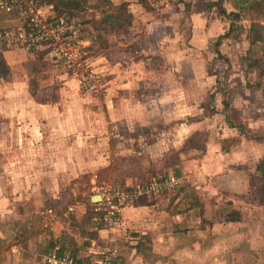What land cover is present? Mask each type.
Instances as JSON below:
<instances>
[{"label": "crops", "instance_id": "0c3cea01", "mask_svg": "<svg viewBox=\"0 0 264 264\" xmlns=\"http://www.w3.org/2000/svg\"><path fill=\"white\" fill-rule=\"evenodd\" d=\"M1 1L0 4L2 3ZM109 1L115 6L128 3L129 11L134 18L133 27L130 31L131 35L127 40L121 42V44H124L121 49L126 46L125 43L128 40L130 42L133 39L135 42L133 41L134 43L131 46L133 49L136 48L138 50L136 53H145L146 50L144 49L150 51V54L148 51L146 52L148 55H146V60L155 61L154 63H158V68H161V70L164 67L168 68L167 64L163 67L162 59L164 62L166 60L172 62L174 58L170 52L173 51V48H167L166 44L176 42L174 37L175 34L178 35L180 33V26L181 30H183L184 26L182 23L185 24L187 20H191L193 22L191 33L194 34V37H197L200 35L207 36V33L211 32L215 27H212V23L225 21L224 30L216 34V40L209 44L207 50L212 55L213 67L216 62H228V60L231 61L229 58H232L230 74L237 76V82L241 90H237L235 97L230 99L228 94H226L227 92L224 91L225 95L222 94L220 87L224 85L216 79L215 86H213L215 91H209L208 89V92L205 91V95L199 101L200 103L193 105L196 106V109L193 108L192 111L194 114L193 119L189 120L190 122L186 121L180 124L177 129L179 137L174 135L171 130L166 129L162 131L160 138L150 142V150L153 154V160H155V166L160 164V167L155 168L153 172L157 175L162 172H166L167 176L176 175L178 167L180 175L177 177L181 180L183 179L185 184H190L191 188L185 185V187L178 189L173 196L164 192L150 194L147 197L148 205L134 206L133 203L125 207L122 210L120 222L116 227L110 230L103 229L98 225L88 227L85 230L88 234L84 236L79 234L77 236L76 250L70 253L79 257L83 255L91 256L90 254H97L99 249L105 245H110L115 247V264H168V261H171L173 257L178 259H205V256L211 252L218 255L221 252V246L218 245L225 240L217 242L218 239L213 238L216 235L214 230L218 231L220 228L225 227L230 228V232H232L245 224L244 213L237 208V204L240 203V206L246 204V199L252 196V198L255 197L257 200V204L264 208V187L258 191L257 188L250 186L255 166L264 161V140L260 139L264 135V76L260 77L258 75L257 71L259 69L257 67L249 66L252 58L264 55V44L256 43L251 45L247 37L249 32V29H247L245 41L243 42L247 46L246 62H235L233 58L236 59L237 56L234 52L238 51L237 48L239 46L236 44V37L232 33L229 38L222 40L219 51L223 58L219 59L213 44L220 36L227 33L229 22L219 17L215 10L209 14L202 11L199 4L201 0H184V3L190 5L189 11H185L183 4L178 5V10L169 7L159 9L157 4H153L154 2L152 1L154 0H149L154 7V13L147 11L138 0H117V3L114 0ZM209 1L213 2L216 0ZM155 2L158 3L157 0ZM160 2H163V0ZM237 5V0H225L224 7L228 13L238 12ZM0 9H2L1 5ZM158 12L160 13L159 16ZM10 24L11 22L7 19L5 24H3L0 17V31L10 27ZM92 41H94V38H92ZM143 41L146 45H143ZM225 42L230 43L229 46L232 50L228 55H226L224 50ZM0 48L11 71L8 79L0 78V145L8 148L20 144L21 148L36 147L39 151L40 149L76 147V133H78L76 125L60 123V113L62 112L54 106L59 101L57 96L54 95L51 99H46L42 94L44 93L42 84L46 82L39 76L41 69L44 66H48L47 64H49L50 60L42 52L36 54L18 46L1 44ZM110 48L114 47H109L108 49ZM199 48L203 49L204 47L199 46ZM179 51L182 52L183 49H179ZM39 54H41V57H39ZM130 54L131 51L126 53L121 50V62L125 63L129 60L127 56L131 57L132 55ZM185 61L190 66V59H185ZM193 66L194 64H192ZM45 68L47 69L48 67ZM225 68L228 67L226 66ZM238 69L243 72V77L242 74H239ZM217 70L214 69L215 72ZM26 71L28 75L31 73L30 79L26 81V84L33 88H40L41 91L33 90L32 93L30 91V94L28 92L24 94V85L22 84L21 92L17 91V88L20 87V82L23 81H20L19 77L23 76ZM152 71L155 72L153 73L154 77L149 76V79L151 82L158 83L161 80V76L160 78L157 77L159 74L157 73L158 70H153V66L150 67L149 72ZM246 71L250 75L254 74L256 76L253 79L256 83H251L250 85L253 86V90L245 87L247 83ZM199 77H195L193 82L200 83ZM164 94H159L164 100L162 107L159 109L162 117H173L175 115L191 116L189 95L175 98L171 97L167 92ZM220 96L223 97L222 101ZM224 99L229 102L226 113L223 112L224 107L221 109L218 105L219 100L224 105ZM210 101L213 102L210 104ZM207 102H209V106L205 105ZM37 105L38 108L35 107ZM155 105V110L157 111L158 103L155 102ZM213 109L215 112L211 115ZM155 110L152 109L150 115L155 113ZM122 111L125 116H129L142 115L148 109H139V112L137 109H123ZM71 114V111H69L68 115ZM226 115H228L234 127L228 125ZM159 123L161 124L159 126L164 124L161 121L153 124L149 122V124H144L146 126L143 127L135 123L131 125L128 122V124L124 125V128L136 132L139 137H142L143 130L148 132L147 130L152 128L151 131L154 132ZM205 126H209V130ZM239 127L244 129V134L239 131ZM14 130L15 132L18 131L15 139L11 134ZM210 131L212 132L208 137L206 133ZM23 132H26L27 136L23 135ZM63 136L64 138L72 136L73 139L63 140ZM152 136L154 137L153 134ZM51 153H53L52 157H50ZM71 153L69 151L67 154L70 159L66 161L69 163V167L65 171L66 174L62 172V165H60L61 154L59 152L56 154L54 151L49 152L48 150L44 152L45 155L40 153L38 155V161L43 156L42 161L50 162L52 160L51 162L53 163H56L57 157L59 166L54 168V171H39L33 174V177L37 180L50 179L54 181V185L52 184L53 188L48 190L47 187V194L51 196L49 199L51 198L55 203L57 202L56 204H60L59 200L62 198L63 191L65 192V189L62 190V187H60V183L63 179L71 181L75 178L72 175L75 173L77 165L75 164L76 159H71ZM73 154L76 158L75 151H73ZM39 157L41 158L39 159ZM173 160L178 163V165L176 164L177 167H165L168 163H174ZM72 163L75 169L72 167ZM61 173L63 176L65 175L64 178H61ZM28 175L30 176V174ZM147 176V173H145L137 178L128 176L121 179V188L141 185L148 181ZM24 178L27 179L28 177ZM74 191L73 189L71 190L72 197L75 198L76 194H74ZM47 194L44 193L45 198L48 197ZM92 197L90 196V200H92ZM221 200L225 201V203L232 202L233 208L242 213V221L240 223L225 222L220 217L221 213H219L217 221H213V217H209L210 213H213L211 207L218 208ZM249 203H251V207H255L252 202ZM40 204L42 205V202ZM81 204L79 203L80 207H77L76 210L82 212L83 207ZM248 205L250 206V204ZM220 206H223V203ZM222 210L224 209L220 207V212ZM52 225L53 237H50L51 232L48 231L43 233L44 235L47 233L46 237L40 234L37 239L38 244L36 243L37 248L33 251L30 249L31 252L29 253L31 255H28V258L39 257V259H44L49 255L57 254L55 253L56 250H58V255L62 257L67 255L68 250L73 247L72 245L69 246L61 236L58 238L57 233L62 228V222L58 223L56 221ZM229 234L230 242L232 243L234 235ZM211 235L215 247L213 250H207L206 239ZM69 242L74 244L72 239ZM14 249V247L11 248L10 252L14 253ZM48 250H50L49 253H47ZM18 255L22 256L21 252H18ZM97 260L95 258L93 264H96Z\"/></svg>", "mask_w": 264, "mask_h": 264}, {"label": "rangeland", "instance_id": "374dc122", "mask_svg": "<svg viewBox=\"0 0 264 264\" xmlns=\"http://www.w3.org/2000/svg\"><path fill=\"white\" fill-rule=\"evenodd\" d=\"M114 1L117 3V0ZM88 2L91 8L99 5L100 9L89 10L85 20L90 18L91 13L99 15L102 10L111 9L108 5H103L100 0H88ZM35 5L38 8L40 6L37 1ZM49 7L40 6V9L47 11L46 15H49ZM15 12H6L0 9L2 23L5 24L6 19L11 22L10 27H6L5 29L15 31L22 25L21 16ZM256 14L257 12L255 10L246 14L244 20L241 22L242 30L234 34L236 44L239 46L237 48L238 51L234 52L237 56L236 59L233 58L235 62H246L245 55L247 46L243 44L246 37L245 32L250 28L252 20L256 18ZM73 18L79 24V30L82 31L80 37L83 39L84 46L89 47L91 45L90 37L94 34L97 35V33L88 25L82 24L84 21L83 18ZM225 23V21L214 22L212 23V27H215L211 32L209 31L207 33V36L200 35L197 37H194V34L191 33L193 27L191 20H187L185 24L182 23L184 26L183 30H181L180 26V33L178 35L175 34L174 37L176 42L166 44L167 48H173V51L170 52L174 58L172 62H169V60L164 62L161 58L163 67L166 64L168 65V68L164 67L163 70L158 68L159 65L158 63H154L155 61L146 60L147 49H144L146 50V54L136 53L138 50L136 48L133 49L131 46L135 42L133 39L130 42L128 40L125 43L126 46H123L122 49L121 46L124 44L112 39V37H108L107 41H109V47L114 48L103 50L100 48V43L92 51H87L85 47H82V50L79 49L77 61L82 62L81 58L84 57L85 63L88 65V69L86 68L82 72L83 76H85V73L86 75L89 74V71L97 75V80L96 82L94 81V84L96 83L98 86V93H91L88 91L89 87L82 84V73L70 74L69 70L64 66L66 63L56 60L55 62L52 56L46 55L50 62L47 64L48 66H44L41 69L39 76L46 82L42 84L44 88V93H42L43 97L51 99L54 95L57 96L59 101L54 106L62 112L60 113L61 119L59 122L75 124L78 130V133H76V147H60L59 149L48 150L49 152L54 151L56 154L58 152L61 154L60 165H62V172L64 174H66L65 171L69 167V163L66 161L70 158L67 154L69 151L72 152L71 159H76L75 164L77 165L76 171L72 175L75 178L71 181L63 179L60 183V187H62V190L65 189V192L63 191L62 198L59 200L60 204H56L57 202L55 203L54 200L49 199L51 196L47 194V187L48 190L53 188L54 181L50 179L37 180L33 177V174L39 171H54V168L59 166L57 157L56 163L51 162L52 160L50 162L42 161L43 156L42 158L39 157L41 159L38 161L39 153L45 155L44 152H47V149H40L39 151L36 147L21 148L20 144L8 148L0 145V240L4 241L0 244V264H19V260H21L20 264H48L45 258H28V255H31L29 252L36 250V243L39 238L38 236H36L37 238H30L23 234L22 222L24 223L31 216H35V221L40 223L42 227H46V232H51L50 237H53V231L51 230L53 228L52 223L56 221L58 223L60 221L62 222V228L57 233L58 238L61 236L69 246H73L68 250L67 255L63 254L65 256L62 257L72 258L74 263L76 262L77 264H93L95 258L96 260L100 258L101 248L97 254L89 253L91 256L83 255L79 257L71 254L76 250L75 244L78 238L77 236L79 234L81 236L85 235L83 234V230L80 229V221L71 215H74L77 207H80L79 203H86L91 204L90 206L88 205L89 211H93L94 214H91V216L98 218L97 207L95 204H92L93 202H91L90 196L100 195L102 192L101 188L103 187L115 186L121 188V179L128 176H135L137 178L147 173V180L153 177L167 176L162 175V173L157 175L153 172L155 168L160 167V164H156L155 166V160H153V154L150 150V142L160 138L162 131L166 129L171 130L174 135L179 137L177 129L180 127V124L186 121L190 122L189 120L193 119L194 114L192 111L196 107L193 105L200 103L199 101H201V98L206 93L205 91L208 89L209 91H215V87L213 86H215L216 79L224 85L220 89L223 92H227L226 94H228L230 99L235 97L237 90H241L237 82V76L230 74L232 70V58H229L231 61L228 60V62H216L213 67L212 55L207 50L209 44L216 40V34L224 30ZM85 29L86 31H84ZM227 42H225L226 45L224 46L226 55L232 51L229 46L230 43ZM143 45H146L144 41ZM199 46L204 48H199ZM179 49H183V51L180 52ZM121 50L126 53L131 51L130 55L132 56L130 57L128 55L127 58L129 60L125 63L121 62ZM35 53L37 54V52ZM148 53L150 54V51ZM185 59H190V66ZM149 64L153 66V70H158L157 73L159 74L157 77L160 78L161 76V80L158 83L151 82L149 79V76L153 78V73H155L153 71L149 72L151 67ZM192 64H194L193 67ZM226 66L228 68H225ZM45 67L48 68L46 69ZM257 68L259 69L257 71L258 75L260 77L264 76V63ZM214 69H218L217 72ZM238 72L243 77L241 69H238ZM30 75L26 71L23 76L19 77V80L23 81L20 82V87L17 88V91L21 92V84L24 85V94L26 92L30 94V91L32 93L33 90L41 91L40 88H33L29 84H26V81L30 79ZM245 75L247 79L245 87L253 90V86L250 85L251 83H256L253 80L256 76L254 74L250 75L248 71H246ZM197 76H200V83L193 82ZM94 79L96 78H92V80ZM165 92L175 98L189 95L191 116L175 115L173 117H162L159 109L162 107L164 100L159 94L165 95ZM221 99H223L222 96H220ZM220 100L218 105L222 109L224 105L221 104L222 100ZM155 102L158 103V112L155 110ZM208 103L205 105H208ZM35 107L38 108V105ZM123 109H137L138 112L139 109H148V111L142 115L125 116L122 111ZM152 109L155 110V113L150 115ZM69 111H71V115H68ZM159 121L164 123L162 124L163 126H159L161 125L159 123L154 132L151 131L152 128L148 129V132L143 130L142 137H139L136 132L124 128V125L128 124V122L131 125L135 123L136 125L139 124L145 127L146 125L144 124H149V122L153 124ZM16 122L18 121L16 120ZM205 127L209 130V126ZM211 132L206 133L208 137ZM11 134L15 139L18 131L15 132L14 130ZM24 134L27 136L26 132H23ZM12 136L11 138H13ZM71 138L72 136L70 138H64L63 136L62 139ZM193 144L195 145V142ZM73 151L76 152V158ZM52 155L53 153H51L50 157ZM72 167L74 168L73 163ZM24 177L28 178L25 179ZM64 177L65 175L61 176V178ZM182 181L183 179L179 187L164 191V193L173 196L178 189L188 185L185 184V181ZM188 186L191 188L190 184ZM72 189L75 190V198L72 197ZM43 192L48 197L45 198ZM246 200V204H242L241 206L240 203L237 204V208L244 213L243 218L245 219V224L243 226L232 232H230V228L225 227L220 228L218 231L214 230L216 235L213 238L218 239L217 242L225 240L222 244L218 245L221 246L220 254L217 255L211 252L205 256V259H178L173 257L171 261H168V264H264V208H261V205L257 204L255 197L252 198L251 196ZM40 202H42V205ZM249 202H252L255 207H251L252 205ZM220 203H223V206L218 204V208L211 207L213 213H210L209 217H213V221H217L219 213L223 212V210L220 212V207L223 209L226 207L225 201L221 200ZM10 224H19L21 228H17V231L13 234L12 242H15L17 245H12L9 251L14 247V253L9 252L7 254L5 253V247L11 243V240L7 239L5 232L7 226ZM99 227H102L100 223ZM229 233L234 235L232 243L230 242ZM46 235L47 233L45 235L43 234V237H46ZM40 238L42 237L40 236ZM213 238L212 235L207 237V250L214 249ZM71 239L74 241V244L73 242H69ZM108 246L115 253V247ZM18 252H21L22 256L18 255ZM55 253L58 254V250Z\"/></svg>", "mask_w": 264, "mask_h": 264}, {"label": "trees", "instance_id": "16d2710c", "mask_svg": "<svg viewBox=\"0 0 264 264\" xmlns=\"http://www.w3.org/2000/svg\"><path fill=\"white\" fill-rule=\"evenodd\" d=\"M102 1L103 5H108L111 7V9L102 10L99 15H96L94 13H91V16L89 19L85 20L86 14H88L89 10H97L100 9V6L96 7H90L88 0H38V3L40 6L43 7H52L55 11L56 15L59 18H73V17H80L83 18L82 24L88 25L92 30H94L97 35H92L90 37L91 45L89 47H85L87 51H92V49L100 43V48L103 50L109 48V41H107V38L112 37V39H115L116 41L123 42L127 40L130 37V31L133 27L134 18L133 15L129 11V5L128 3H122L118 6H115L111 1L109 0H100ZM139 3L147 10L154 13V7L151 5V2L149 0H138ZM162 0H157L158 3L154 1V5H158L157 7L159 9L169 7V8H175L178 10V5L183 4L185 11L190 10V5L184 3V0H163V2H160ZM238 2V12H230L228 13L225 9V0H216V1H209V0H201L200 1V7L201 10L205 13H211L213 10H215L219 17L226 19L229 22V29L225 35H222L218 38V40L213 44V47L215 49V53L217 54V58L222 59V55L219 51V47L222 43V40L229 38L231 34L233 35L237 32H240L242 30V21L244 20V17L246 14L252 11H256V18L252 20L251 26L249 28L248 32V39L250 44H256V43H262L264 44V0H237ZM114 5V6H113ZM160 13L158 12V16ZM90 30V29H88ZM86 31V29L84 30ZM92 38H94V41H92ZM84 48V49H85ZM44 55H46V51H42ZM39 57H41L39 55ZM264 63V55L256 58H252L249 66L259 67ZM68 72V71H67ZM70 74H72V71H69ZM11 74V71L4 59L3 53L0 48V78L1 79H8ZM221 90V89H220ZM221 92L225 95V93L221 90ZM213 100V98H212ZM213 101H210V104ZM224 110L223 112L226 113L229 102L224 99ZM209 106V103H208ZM215 112L213 109L211 111V115ZM226 120L229 126L234 127V125L231 123L230 118L228 115H226ZM239 131L244 134L245 131L242 127H239ZM260 139L264 140V135L260 137ZM174 163H168L165 165V167L168 166H176L178 163L176 160H173ZM254 175L251 177L250 180V186H253L257 188L259 191L264 187V161L257 164L255 166ZM166 172H162V175H166ZM180 175V169L177 167L176 170V176ZM95 204V203H92ZM149 201L147 197H143L136 201L134 203V206H145L148 205ZM82 207L84 208V211L81 212L80 210H75L74 218L78 219L80 221V229L83 230V234L87 235L85 233V230L93 225L99 226V219L97 217L91 216L94 215L93 211H89L88 205L82 203ZM98 208V203L95 204ZM221 219L225 222L229 223H240L242 221V213L233 208L232 202H227L226 207L224 208L223 212H221ZM35 216H31L27 219L24 223L22 222V229L23 234L27 235L28 237H36L40 234H43L46 232L45 227H42L40 223H37L35 221ZM40 221V220H39ZM17 228H21L19 224L15 225H8L5 236L7 239L11 240V243L5 247V253H9L10 247L12 245H17L15 242H12L13 240V234L15 231H17ZM22 235V234H21ZM4 241L0 240V244H2ZM19 245V244H18ZM50 250H48L47 253H49Z\"/></svg>", "mask_w": 264, "mask_h": 264}, {"label": "built area", "instance_id": "2783aa9c", "mask_svg": "<svg viewBox=\"0 0 264 264\" xmlns=\"http://www.w3.org/2000/svg\"><path fill=\"white\" fill-rule=\"evenodd\" d=\"M38 0H2L1 8L6 12H16L22 18V25L15 31L5 29L0 31V45L18 46L27 51L52 56L56 61L66 63L64 66L72 73H82L88 69L84 57L82 62L77 61L79 49L84 46L82 33L74 18H59L52 7L50 14L35 5ZM15 12V13H16ZM89 71V70H88ZM83 76L82 84L88 86V91L98 93V86L94 81L97 75L89 71ZM96 78L92 80V78ZM181 184V179L176 175L153 177L145 183L131 188L107 186L101 188L102 192L98 202V219L103 229L110 230L118 225L122 210L150 194L175 189ZM106 245L100 250V258L96 264H115V253ZM48 264H77L69 257H60L58 254L46 258Z\"/></svg>", "mask_w": 264, "mask_h": 264}, {"label": "water", "instance_id": "95a60500", "mask_svg": "<svg viewBox=\"0 0 264 264\" xmlns=\"http://www.w3.org/2000/svg\"><path fill=\"white\" fill-rule=\"evenodd\" d=\"M99 200H100V197L99 196H93L91 201L93 203L97 204L99 202Z\"/></svg>", "mask_w": 264, "mask_h": 264}]
</instances>
